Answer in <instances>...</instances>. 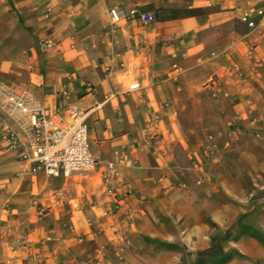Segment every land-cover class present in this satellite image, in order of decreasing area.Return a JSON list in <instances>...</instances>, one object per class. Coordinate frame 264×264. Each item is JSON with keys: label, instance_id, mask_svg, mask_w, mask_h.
<instances>
[{"label": "crops", "instance_id": "1", "mask_svg": "<svg viewBox=\"0 0 264 264\" xmlns=\"http://www.w3.org/2000/svg\"><path fill=\"white\" fill-rule=\"evenodd\" d=\"M114 6L152 20L112 28ZM248 8L264 0H0V136L9 126L22 140L7 149L0 138V264H179L167 244L193 257L210 235L219 258L232 254L218 264H264V17L249 27ZM11 90L61 122L75 103L94 157L119 150L134 163L109 181L99 167L24 172L29 134L2 100ZM209 132L217 149L204 157ZM195 163L208 172L202 185ZM59 186L67 201L47 207Z\"/></svg>", "mask_w": 264, "mask_h": 264}, {"label": "built area", "instance_id": "2", "mask_svg": "<svg viewBox=\"0 0 264 264\" xmlns=\"http://www.w3.org/2000/svg\"><path fill=\"white\" fill-rule=\"evenodd\" d=\"M137 15L144 23L152 20L149 12H143L136 7L124 11L119 6L109 9L110 24L112 28L119 20L125 16ZM241 20L249 27L255 25L254 17H264V8L245 9L241 13ZM233 68L241 75L239 68L232 64ZM174 73L179 71L178 64L172 65ZM211 84L215 82L212 78ZM139 88V83L129 84L128 89ZM60 97L68 99L69 87L66 86L57 92ZM22 93L17 91H7L4 93L3 102L10 112L27 125L28 138L22 143L17 153V158L25 165L23 171L35 173L41 171L46 177L67 178L71 175L81 174L99 167V175L104 181L117 179L120 176L122 166H131L134 159L114 150L112 157L100 163L92 154L88 138L86 125L83 121L84 112L80 110L75 103L66 101L64 104L67 121L61 122L54 114L47 113L43 107H30L23 99ZM4 147L11 149L22 141L17 132L12 127L6 126L0 136ZM217 149V141L213 133L205 134V143L202 146L201 153L204 157L211 156ZM193 169L197 171L191 181L195 185H202L208 179L207 169L195 163ZM188 184V183H187ZM187 184L177 185L185 186ZM176 186L166 184L165 190H170ZM127 192H130L129 190ZM69 190L65 186H59L50 193V200L47 207L60 208L67 201ZM96 231H92L95 236Z\"/></svg>", "mask_w": 264, "mask_h": 264}, {"label": "rangeland", "instance_id": "3", "mask_svg": "<svg viewBox=\"0 0 264 264\" xmlns=\"http://www.w3.org/2000/svg\"><path fill=\"white\" fill-rule=\"evenodd\" d=\"M259 194H261L262 196H264V188L259 190ZM262 205H264V203H262ZM239 220V219H238ZM214 223H211V227H214ZM226 235H228V232L225 233ZM210 240L212 241V245L211 247H209L210 249H212V252L217 250L218 245H220V237L218 236H212L210 235ZM262 240V239H261ZM152 242L156 243V246H160L161 244H165L164 242H161L160 240H158L157 238L151 239ZM262 242H264V240H262ZM170 245L169 247L173 248L174 252L176 255H178V257L180 258V262L179 264H194L198 261H202L201 264H218L220 261H222V258H219L220 255L211 257L208 255V253L210 254L211 252H207V255H201V256H197V251L196 254L192 257L188 251L185 250V246L183 244H167ZM208 249V248H207ZM202 250H206V249H202ZM80 251V250H78ZM76 251V252H78ZM232 255V254H229ZM229 255L224 256L223 260L226 258H229ZM161 258V259H165L164 255H157V256H153L154 259L156 258ZM221 259V260H220ZM85 260V259H84Z\"/></svg>", "mask_w": 264, "mask_h": 264}, {"label": "trees", "instance_id": "4", "mask_svg": "<svg viewBox=\"0 0 264 264\" xmlns=\"http://www.w3.org/2000/svg\"><path fill=\"white\" fill-rule=\"evenodd\" d=\"M207 252H211L210 254L208 253V255L211 256V257H214V256L222 254L223 250H222L221 245H218L217 250L214 251V252H212V249H210V248H208L206 250H198L197 251V253H198L197 256L199 257L201 255H205V254L207 255ZM201 263H202V261H198V262H196L194 264H201Z\"/></svg>", "mask_w": 264, "mask_h": 264}]
</instances>
